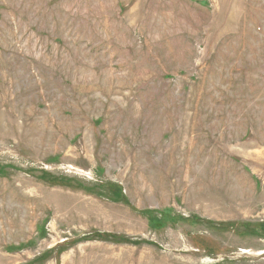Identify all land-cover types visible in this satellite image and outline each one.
I'll return each instance as SVG.
<instances>
[{
	"label": "rangeland",
	"instance_id": "374dc122",
	"mask_svg": "<svg viewBox=\"0 0 264 264\" xmlns=\"http://www.w3.org/2000/svg\"><path fill=\"white\" fill-rule=\"evenodd\" d=\"M0 264H264V0H0Z\"/></svg>",
	"mask_w": 264,
	"mask_h": 264
}]
</instances>
